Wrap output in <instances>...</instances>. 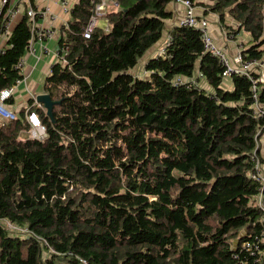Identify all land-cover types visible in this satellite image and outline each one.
<instances>
[{
  "label": "trees",
  "instance_id": "obj_1",
  "mask_svg": "<svg viewBox=\"0 0 264 264\" xmlns=\"http://www.w3.org/2000/svg\"><path fill=\"white\" fill-rule=\"evenodd\" d=\"M101 1L71 7L44 83L53 117L31 108L46 137L30 135L24 107L0 124V264H264L243 246L264 229L253 81L225 76L198 27H167L177 0H118L108 27L85 37ZM199 4L229 33L235 20L251 38L243 54L264 59V0ZM167 34L148 75L134 72ZM32 35L26 13L0 53V91L24 76L15 65ZM255 85L264 107V82Z\"/></svg>",
  "mask_w": 264,
  "mask_h": 264
},
{
  "label": "built area",
  "instance_id": "obj_2",
  "mask_svg": "<svg viewBox=\"0 0 264 264\" xmlns=\"http://www.w3.org/2000/svg\"><path fill=\"white\" fill-rule=\"evenodd\" d=\"M62 4V9L66 13H70L71 10V1L70 0H60ZM176 1V0H175ZM184 5V12L180 20V24L191 26V27H198L202 32V38L204 41L205 49L211 50L214 55L218 56L220 61L225 66L224 75L230 76L232 73H242L247 75L254 83L253 91L255 97V104H254V115L264 116V107H261L258 103V96H257V86L255 84L258 81L264 82V60L263 59H251L247 58L243 54L244 44L242 43L239 47V51L237 52L236 56L231 59L228 57L226 50L224 47L219 46L216 43L214 35L210 28V22L207 17L200 15L196 11V4L192 0H177ZM10 0H2V4L0 5V30L8 27L10 21L14 18L15 14L19 11L18 7H7ZM119 1L118 0H102L101 2L96 3L95 5V14L92 15L90 21L85 29L84 36L90 37L91 32L94 27L102 26L104 28L108 27V21L103 16L105 15L106 11L109 8L118 7ZM49 12V8H46L41 11H37L35 8H30L26 11V13L30 16L32 20V31L33 35L32 38H39V39H47L53 36L55 29L52 27H41L38 28L37 26V17L43 16L45 13ZM52 18L55 19V16L52 15ZM230 38H234V33L228 34ZM31 38V39H32ZM172 39L171 36H168L166 44L169 45ZM165 48V47H164ZM164 48L160 50L162 54L164 52ZM4 51L3 48H0V53ZM25 59L24 56L18 61L15 65L16 68H20L22 71L24 69ZM257 71L258 76L254 73ZM200 77L202 75L200 74ZM19 78L16 83L11 87L3 88L0 91V119L2 120H14L17 118L18 114L15 110L11 109L7 105V99L14 95L15 89L22 80ZM198 79H182L179 78L177 83H184L189 86L188 83H195ZM43 104L37 100V96H33L32 104L27 105L26 107V119L31 125L30 135L33 138L43 139L46 137V127L42 123L38 114L31 109L33 106H42ZM44 106V105H43ZM257 171L254 173V177L261 180V187L262 190L257 196L259 204L264 208V197H263V190H264V172L260 170L262 168L260 162H257ZM246 250H250L252 254L261 253L264 254V229L260 235L255 237L254 241H247L243 244ZM262 258V257H261ZM261 258H258L261 260ZM80 264H88V261L84 258L81 259Z\"/></svg>",
  "mask_w": 264,
  "mask_h": 264
},
{
  "label": "crops",
  "instance_id": "obj_3",
  "mask_svg": "<svg viewBox=\"0 0 264 264\" xmlns=\"http://www.w3.org/2000/svg\"><path fill=\"white\" fill-rule=\"evenodd\" d=\"M70 1L71 7L75 3L79 2V0ZM200 1L201 0H196V2L198 3V5H196V11L198 14L205 15L204 7L199 4ZM1 4L2 0H0V5ZM13 6L18 7L19 11L10 21L8 27H5L0 30V48H5L7 46L9 34L17 25V23L22 20V18L26 14V11L30 8H35L37 11L49 8L48 13H45L43 16L37 17V26L38 28L52 27L55 29L53 36L50 38L39 39L37 37H33L30 42V47L24 55V79L20 83H18L13 95V101L7 102V105L11 109L19 112L20 109H22L23 107L26 108L27 105H29V101L33 99V96H37L40 93L46 92L44 83L51 71L53 64L58 60V50L60 47V39L63 34V27L68 24V21L70 19V13H66L62 9V4L60 0H10L6 8ZM170 8L174 10V15L173 18L167 23V27L172 26V24L175 23H180L181 17L184 12V6L181 3H174L170 6ZM52 15L55 16V19L52 18ZM206 16L208 17V14ZM216 17L218 18V23H220L219 28L216 30L211 27V31L214 35L216 43L219 46L224 47L226 52L229 53V56H231L230 58L233 59L239 51L240 45L242 43L245 45L243 39L239 40L241 29L237 27V22L235 20L231 19V21L227 22L228 25H232L236 28L234 38H230V36H228V34H231L228 32L230 31V29L224 26V24L220 21L217 15ZM168 35L169 34L166 35V37L161 43H159V41V44L156 43L155 45H153V47L151 48L153 50L151 55L159 54L161 50L160 47H162V43L165 42ZM144 67L145 64H143L142 66L143 73H138L137 71L136 73L147 76L148 72L145 70ZM203 81L204 80L200 82ZM227 84L229 86L231 85L230 82H228ZM2 121L5 120L0 119V124L2 123ZM262 155L264 156L263 151Z\"/></svg>",
  "mask_w": 264,
  "mask_h": 264
},
{
  "label": "rangeland",
  "instance_id": "obj_4",
  "mask_svg": "<svg viewBox=\"0 0 264 264\" xmlns=\"http://www.w3.org/2000/svg\"><path fill=\"white\" fill-rule=\"evenodd\" d=\"M201 1H204L205 3H210V0H201ZM208 18L210 20V28L213 27L214 29H218L219 28V25L220 23H218V18L216 17L215 13L214 12H210L208 14ZM231 21V18L228 16L227 17V20H226V24L227 22ZM166 37V35H164V37L160 40L159 43H161L163 41V39ZM168 38V37H167ZM167 38L165 40V42L162 43V47L165 45L166 41H167ZM240 39H243L244 42H245V46H249L250 45V34L248 32H246L245 30H241L240 32V35H239V40ZM158 43V44H159ZM160 47V48H162ZM153 50L152 49H149L145 55H143L142 57L139 58V63L138 65L135 67V69L133 70L134 72H142L143 73V64H144V61L147 59V57H149L151 54H152ZM227 53V52H226ZM228 57L230 58L231 56H229V53H227ZM264 60V59H263ZM225 81H227V79H225ZM262 137L261 140H260V144H261V151H263L264 153V134H262ZM9 227H11L12 229H14L17 233H20V229L17 227H14V226H11L10 224H8Z\"/></svg>",
  "mask_w": 264,
  "mask_h": 264
},
{
  "label": "water",
  "instance_id": "obj_5",
  "mask_svg": "<svg viewBox=\"0 0 264 264\" xmlns=\"http://www.w3.org/2000/svg\"><path fill=\"white\" fill-rule=\"evenodd\" d=\"M37 100L44 105L48 114L53 117V107L56 101L52 99L51 95L47 92L40 93L37 95Z\"/></svg>",
  "mask_w": 264,
  "mask_h": 264
}]
</instances>
